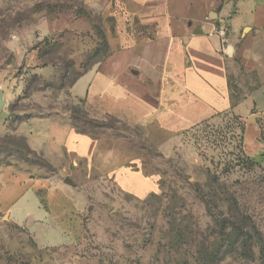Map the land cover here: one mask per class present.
Here are the masks:
<instances>
[{
  "label": "rangeland",
  "instance_id": "1",
  "mask_svg": "<svg viewBox=\"0 0 264 264\" xmlns=\"http://www.w3.org/2000/svg\"><path fill=\"white\" fill-rule=\"evenodd\" d=\"M92 24L104 33L110 29L108 36L115 38L113 19L87 0H0V90L9 80L0 111L5 125L0 166L13 163L35 178L51 179L58 187L54 193L66 196L68 206L66 216L53 207V228L57 237H65L56 246L41 247L42 231L0 224L1 264H197L202 247L215 253L214 264H264L259 245L260 237L264 240V115L249 122L260 130L257 156L245 151L248 123L234 112L180 132L103 115L70 88L87 57L94 63L108 56L91 33ZM229 72L241 99L254 76L237 64ZM86 86L79 83L76 95ZM73 108L79 112L76 123L68 111ZM55 115H68L97 140L93 157L66 154L52 164L12 140L27 139L19 129L22 122L43 123ZM121 166L155 177L157 190L140 196L121 189L114 176ZM41 200L48 204L46 191ZM225 222L239 228L226 229ZM252 225L260 237L251 235ZM242 228L247 241L233 245V231Z\"/></svg>",
  "mask_w": 264,
  "mask_h": 264
},
{
  "label": "crops",
  "instance_id": "2",
  "mask_svg": "<svg viewBox=\"0 0 264 264\" xmlns=\"http://www.w3.org/2000/svg\"><path fill=\"white\" fill-rule=\"evenodd\" d=\"M87 4L113 19L115 38L105 29L110 52L74 85L71 92L78 99L122 122L172 132L234 112L248 123L245 151L249 156L261 153L259 127L249 122L264 115V0H87ZM219 27L227 30L224 38L208 36ZM232 64L254 76L238 101L229 72ZM79 83L87 90L76 95ZM39 120L23 122L19 129L31 149L52 164L66 154L95 155L97 140L77 132L68 115ZM4 132L0 123V141ZM114 176L121 189L136 195L158 188L155 177L131 167H118ZM52 183L13 163L0 166V224L42 231L41 247L60 244L65 237H57L53 228L57 226L53 207L66 216L67 197L55 194L58 187Z\"/></svg>",
  "mask_w": 264,
  "mask_h": 264
},
{
  "label": "trees",
  "instance_id": "3",
  "mask_svg": "<svg viewBox=\"0 0 264 264\" xmlns=\"http://www.w3.org/2000/svg\"><path fill=\"white\" fill-rule=\"evenodd\" d=\"M82 13H84V12H82ZM92 28H93V30L91 31V33L93 32H96V36L98 37V39L100 40V41H102L103 42V44H104V46L106 47V53L107 54H109V52H108V49H109V44H108V41H107V38H106V35H105V33H104V31H102V29H100V28H98L97 26H96V24H92ZM100 54V51H97L96 53H95V56H98ZM98 61H96V62H94V63H92V60H88V57H87V60L86 61H84L81 65H80V71L78 72V74H76V77H75V79L72 81V84H71V89L74 87V85L77 83V81L88 71V70H90L91 68H92V66L95 64V63H97ZM92 63V64H91ZM38 77L36 76L35 77V79H37ZM60 89H61V91H63L64 89H65V87L64 86H62V87H60ZM238 100H241V99H235V101H238ZM71 114H72V116H75V115H79L78 113L79 112H77V109H75V108H73L72 110H68ZM78 118V117H77ZM110 118V117H109ZM73 121H75V123H76V121H78L77 119H76V116L75 117H73L72 118V122ZM23 123V122H22ZM21 123V124H22ZM78 123V122H77ZM73 125V127L76 129V131L77 132H79V133H82V134H85V133H83V132H81L80 131V129H79V127L78 126H76L74 123L72 124ZM12 140L14 141V143H20V145H21V149L22 150H25V151H28L29 153H34V154H36V152L34 151V150H32L31 149V147L29 146V144H28V141H27V139L26 138H24V137H21V138H18V137H12ZM2 146V144L0 145V147ZM205 203L206 202H209L208 200L207 201H204ZM206 204H208V203H206ZM211 216V218H213L217 223L218 222H220V221H217V218L216 217H213V215H210ZM237 222H239V219H237ZM228 224H230V223H227V222H225L224 223V227L226 228V229H234V227L236 226V225H234V222L231 224V225H229L228 226ZM236 228L238 229L239 227L238 226H236ZM235 228V229H236ZM250 231H251V235H253L254 237L256 236V237H260L261 235L259 234V232L257 231V229H256V227L254 226V225H252V227H251V229H250ZM185 233H187V230H185ZM188 234V233H187ZM189 234H190V236H191V232H189ZM233 235H235L236 236V239L233 241V245L234 244H237V242L240 240V239H243V242L246 240L244 237H246L247 235H249V233H248V231L246 232L243 228L242 229H239V231H237V230H234L233 231ZM261 239H260V242H259V245H260V253L261 254H264V240H263V238L262 237H260ZM247 241V240H246ZM196 260H197V264H214L215 263V261H217V259H216V256H215V253H209V252H207V250L204 248V247H202V249H199V251L197 252V258H196Z\"/></svg>",
  "mask_w": 264,
  "mask_h": 264
},
{
  "label": "water",
  "instance_id": "4",
  "mask_svg": "<svg viewBox=\"0 0 264 264\" xmlns=\"http://www.w3.org/2000/svg\"><path fill=\"white\" fill-rule=\"evenodd\" d=\"M234 3H237L238 0H231ZM9 87V80H7L4 84V88L0 90V111L5 107V101L3 100V95L5 93V91L8 89ZM65 183L73 186V182L70 179H66Z\"/></svg>",
  "mask_w": 264,
  "mask_h": 264
},
{
  "label": "built area",
  "instance_id": "5",
  "mask_svg": "<svg viewBox=\"0 0 264 264\" xmlns=\"http://www.w3.org/2000/svg\"><path fill=\"white\" fill-rule=\"evenodd\" d=\"M227 30L223 27H219L216 29L215 32H211L208 34L209 37H214V36H220L224 38L226 36Z\"/></svg>",
  "mask_w": 264,
  "mask_h": 264
}]
</instances>
